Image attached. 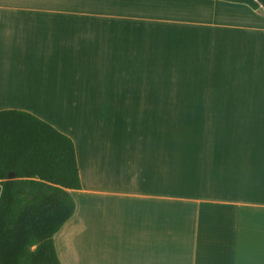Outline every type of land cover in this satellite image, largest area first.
Masks as SVG:
<instances>
[{"label":"crops","instance_id":"obj_1","mask_svg":"<svg viewBox=\"0 0 264 264\" xmlns=\"http://www.w3.org/2000/svg\"><path fill=\"white\" fill-rule=\"evenodd\" d=\"M0 0V110L69 136L62 264H264V0Z\"/></svg>","mask_w":264,"mask_h":264},{"label":"trees","instance_id":"obj_2","mask_svg":"<svg viewBox=\"0 0 264 264\" xmlns=\"http://www.w3.org/2000/svg\"><path fill=\"white\" fill-rule=\"evenodd\" d=\"M80 187L69 136L28 111L0 110V264H62L53 237L75 211L70 189Z\"/></svg>","mask_w":264,"mask_h":264},{"label":"water","instance_id":"obj_3","mask_svg":"<svg viewBox=\"0 0 264 264\" xmlns=\"http://www.w3.org/2000/svg\"><path fill=\"white\" fill-rule=\"evenodd\" d=\"M8 177H9V178H12V177H13V174H12V173H9V174H8Z\"/></svg>","mask_w":264,"mask_h":264},{"label":"rangeland","instance_id":"obj_4","mask_svg":"<svg viewBox=\"0 0 264 264\" xmlns=\"http://www.w3.org/2000/svg\"><path fill=\"white\" fill-rule=\"evenodd\" d=\"M73 141V140H72ZM74 143V142H73Z\"/></svg>","mask_w":264,"mask_h":264}]
</instances>
